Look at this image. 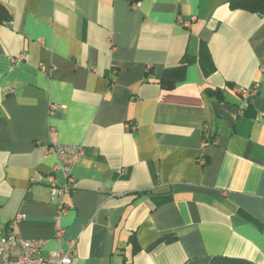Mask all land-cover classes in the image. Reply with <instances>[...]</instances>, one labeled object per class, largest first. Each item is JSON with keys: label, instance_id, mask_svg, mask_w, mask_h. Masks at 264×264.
<instances>
[{"label": "crops", "instance_id": "0c3cea01", "mask_svg": "<svg viewBox=\"0 0 264 264\" xmlns=\"http://www.w3.org/2000/svg\"><path fill=\"white\" fill-rule=\"evenodd\" d=\"M137 2L0 0V222L73 264H264V15ZM57 142L84 149L61 238Z\"/></svg>", "mask_w": 264, "mask_h": 264}, {"label": "built area", "instance_id": "2783aa9c", "mask_svg": "<svg viewBox=\"0 0 264 264\" xmlns=\"http://www.w3.org/2000/svg\"><path fill=\"white\" fill-rule=\"evenodd\" d=\"M138 4L137 0H132L133 7ZM178 20L185 26H190L195 20L196 16L189 17L179 16ZM8 23V22H6ZM20 57L24 58V54ZM114 78L111 80V86L114 84ZM259 83H255L249 87H239L236 89L237 93L243 100H250L253 104V99L259 92ZM12 89L8 88L7 93H11ZM57 105L51 104V113L55 111ZM264 113H261V117ZM56 152L59 156V168H61L67 176V181L63 184L58 183L54 178L52 184V195L56 201L57 208V236L61 238L64 235V228L60 222V218L68 212L71 205L67 200L68 195L73 191V177L71 176V167L78 157L84 153L82 146L74 144H55ZM205 158L200 159L201 164H205ZM19 219L17 218L15 222ZM41 240L26 239L12 230L6 228L0 222V264H73L76 255V250L73 246L66 249H57L49 255H43L41 249L43 247Z\"/></svg>", "mask_w": 264, "mask_h": 264}, {"label": "trees", "instance_id": "16d2710c", "mask_svg": "<svg viewBox=\"0 0 264 264\" xmlns=\"http://www.w3.org/2000/svg\"><path fill=\"white\" fill-rule=\"evenodd\" d=\"M229 1L231 5L235 8L245 9L252 13L264 15V0H229ZM2 11L3 8H1V13ZM199 60L204 68L205 73H209L213 70L214 66L211 59V55L205 43H202L200 47ZM182 67H184V65H181L180 67L175 69H170L165 71L163 78L161 79V83L166 87H172L181 76V74L179 73L182 70L176 71V69H182ZM250 105H252L250 103V100H246V106L243 107L244 111H246V109H248Z\"/></svg>", "mask_w": 264, "mask_h": 264}]
</instances>
